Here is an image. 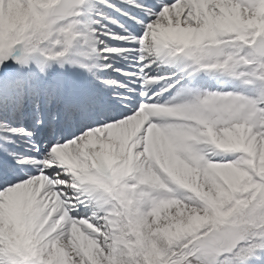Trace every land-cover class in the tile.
<instances>
[{"label": "snow or ice", "instance_id": "6c2138e0", "mask_svg": "<svg viewBox=\"0 0 264 264\" xmlns=\"http://www.w3.org/2000/svg\"><path fill=\"white\" fill-rule=\"evenodd\" d=\"M0 264H264V0H0Z\"/></svg>", "mask_w": 264, "mask_h": 264}]
</instances>
